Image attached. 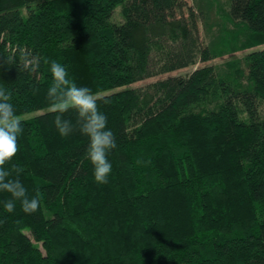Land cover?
Wrapping results in <instances>:
<instances>
[{"label":"trees","instance_id":"16d2710c","mask_svg":"<svg viewBox=\"0 0 264 264\" xmlns=\"http://www.w3.org/2000/svg\"><path fill=\"white\" fill-rule=\"evenodd\" d=\"M263 44L264 0H0L17 114L50 107L43 60H57L95 94L115 89L98 105L117 138L98 184L86 136L62 137L50 110L21 119L12 163L40 208L8 213L0 192V264H264V49L125 87Z\"/></svg>","mask_w":264,"mask_h":264},{"label":"clouds","instance_id":"9594fccd","mask_svg":"<svg viewBox=\"0 0 264 264\" xmlns=\"http://www.w3.org/2000/svg\"><path fill=\"white\" fill-rule=\"evenodd\" d=\"M40 63L38 55L24 52L20 56L18 67L36 73ZM43 63L50 64L52 83L47 90V99L50 111L56 114L53 121L56 129L62 137L79 131L88 138L86 156L93 165L94 179L98 184L109 183L113 171L109 154L117 148V138L108 127L107 115L98 105V100L103 99L104 103H109V100L99 97L90 87L78 85L70 76L67 66L59 61L44 59ZM13 64H16V60L12 56L0 57V66ZM36 90L38 89H34ZM70 111L76 113L75 122L65 118V114ZM23 131V123L12 103L11 92L0 86V192L10 195L4 201V209L12 213L19 202L24 213L33 214L39 210L40 200L38 196L29 197L28 189L19 179L25 169L12 163L20 151L19 137ZM8 165L11 167H7Z\"/></svg>","mask_w":264,"mask_h":264},{"label":"rangeland","instance_id":"374dc122","mask_svg":"<svg viewBox=\"0 0 264 264\" xmlns=\"http://www.w3.org/2000/svg\"><path fill=\"white\" fill-rule=\"evenodd\" d=\"M187 3H188V5H192L193 4V0H187ZM183 14L185 16H188V10L184 9ZM177 16L178 17L181 16V12L178 11L177 12ZM112 19L115 22L123 21V17H122V14H121V8L120 7H118L114 11ZM199 29H200L201 38L203 39L204 44H206L208 42V39L203 38L204 37V34H203L204 31H203V27H202L201 22L199 24ZM259 49H264V44L260 45V46H257L255 48L247 49L245 51L237 52L235 55H227V56H224V57H221V58H217V59L211 60L209 62H204V63L203 62H199L196 65H193V66H190V67H187V68H184V69H179V70H176V71H173V72H170V73H166V74H163V75L151 77V78L139 81L137 83L129 84V85L125 86V87H144V86H146V85H148V84H150V83H152L154 81H157V80H160V79H163V78H166V77H170V76H188L193 70H195L196 68H198L200 66L210 65V64H221L224 61H226L228 59H231L233 57H243L244 55L250 53L251 51L259 50ZM112 91H115V89L108 90V91L102 92V93L97 94V95L100 96V95H103V94H106V93H110ZM48 110H50V107L49 108H45L43 110L34 111V112H31V113L21 114L19 116H20L21 119L31 118V117H33V116H35L37 114L44 113V112H46Z\"/></svg>","mask_w":264,"mask_h":264}]
</instances>
